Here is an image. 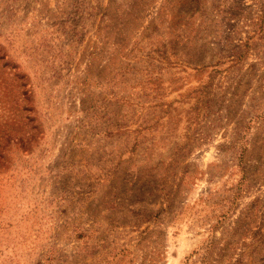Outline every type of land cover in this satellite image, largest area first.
Masks as SVG:
<instances>
[{"label": "rangeland", "instance_id": "obj_1", "mask_svg": "<svg viewBox=\"0 0 264 264\" xmlns=\"http://www.w3.org/2000/svg\"><path fill=\"white\" fill-rule=\"evenodd\" d=\"M0 264H264V0H0Z\"/></svg>", "mask_w": 264, "mask_h": 264}]
</instances>
